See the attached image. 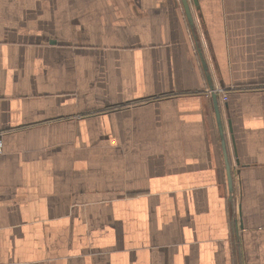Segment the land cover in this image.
I'll list each match as a JSON object with an SVG mask.
<instances>
[{"label": "crops", "instance_id": "crops-1", "mask_svg": "<svg viewBox=\"0 0 264 264\" xmlns=\"http://www.w3.org/2000/svg\"><path fill=\"white\" fill-rule=\"evenodd\" d=\"M188 4L0 0V264H264V0Z\"/></svg>", "mask_w": 264, "mask_h": 264}, {"label": "water", "instance_id": "water-1", "mask_svg": "<svg viewBox=\"0 0 264 264\" xmlns=\"http://www.w3.org/2000/svg\"><path fill=\"white\" fill-rule=\"evenodd\" d=\"M192 2L194 3V4H196V0H192ZM181 3H182V5H183V8H184V11H185V14H186V17H187V19H188V21H189V23H190V13H189V4H188V0H181ZM212 96H213V99H214V101H215V103H216V95L214 94V93H212Z\"/></svg>", "mask_w": 264, "mask_h": 264}, {"label": "built area", "instance_id": "built-area-1", "mask_svg": "<svg viewBox=\"0 0 264 264\" xmlns=\"http://www.w3.org/2000/svg\"><path fill=\"white\" fill-rule=\"evenodd\" d=\"M218 92H221V90H218ZM223 93V92H222ZM222 100L225 101L226 100V95L223 93L222 94ZM2 152V143H1V139H0V153Z\"/></svg>", "mask_w": 264, "mask_h": 264}]
</instances>
